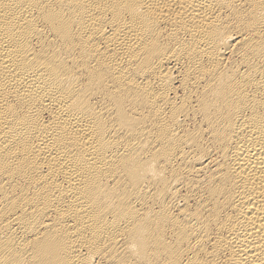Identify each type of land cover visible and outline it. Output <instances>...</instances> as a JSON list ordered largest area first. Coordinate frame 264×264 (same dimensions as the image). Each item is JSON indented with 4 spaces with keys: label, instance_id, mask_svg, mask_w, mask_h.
Returning a JSON list of instances; mask_svg holds the SVG:
<instances>
[{
    "label": "bare ground",
    "instance_id": "6f19581e",
    "mask_svg": "<svg viewBox=\"0 0 264 264\" xmlns=\"http://www.w3.org/2000/svg\"><path fill=\"white\" fill-rule=\"evenodd\" d=\"M0 264H264V0H0Z\"/></svg>",
    "mask_w": 264,
    "mask_h": 264
}]
</instances>
